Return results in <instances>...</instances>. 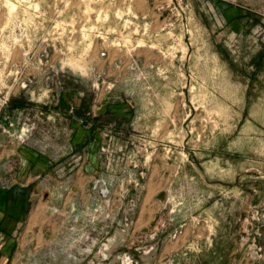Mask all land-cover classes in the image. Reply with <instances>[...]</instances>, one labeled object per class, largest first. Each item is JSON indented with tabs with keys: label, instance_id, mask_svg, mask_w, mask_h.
<instances>
[{
	"label": "rangeland",
	"instance_id": "1",
	"mask_svg": "<svg viewBox=\"0 0 264 264\" xmlns=\"http://www.w3.org/2000/svg\"><path fill=\"white\" fill-rule=\"evenodd\" d=\"M0 264H264V0H0Z\"/></svg>",
	"mask_w": 264,
	"mask_h": 264
}]
</instances>
